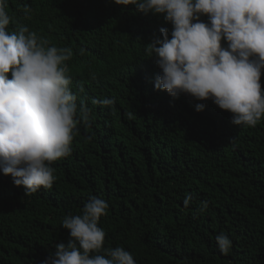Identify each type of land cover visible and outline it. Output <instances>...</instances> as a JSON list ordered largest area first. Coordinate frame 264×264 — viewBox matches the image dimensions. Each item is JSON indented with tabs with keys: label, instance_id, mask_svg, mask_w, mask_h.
I'll use <instances>...</instances> for the list:
<instances>
[{
	"label": "trees",
	"instance_id": "trees-1",
	"mask_svg": "<svg viewBox=\"0 0 264 264\" xmlns=\"http://www.w3.org/2000/svg\"><path fill=\"white\" fill-rule=\"evenodd\" d=\"M6 11L9 31L24 24L72 49L71 88L83 86L77 103L91 120L77 125L71 155L53 162L51 189L24 195L0 172V264H40L67 243L63 217L80 214L92 195L109 205L99 220L104 248L121 246L137 264H264V118L239 127L211 99L154 88L160 69L145 45L161 27L171 31L162 15L112 0H7ZM109 97L112 109L91 103ZM202 200L209 207L198 213ZM220 232L232 241L227 255L216 246Z\"/></svg>",
	"mask_w": 264,
	"mask_h": 264
},
{
	"label": "clouds",
	"instance_id": "clouds-1",
	"mask_svg": "<svg viewBox=\"0 0 264 264\" xmlns=\"http://www.w3.org/2000/svg\"><path fill=\"white\" fill-rule=\"evenodd\" d=\"M112 2L162 15L172 26L171 31L161 27V35L145 45L146 56H155L160 69L155 89L172 98L184 94L197 101L211 99L239 127H255L264 118V0ZM6 6L7 0H0V172L23 186L24 195H32L41 187L52 188V164L71 155L77 125L90 126L91 109L82 99L77 103L83 86L75 92L71 88L67 61L72 49L51 45L24 24L9 31L12 17ZM24 11L31 9L25 6ZM108 46L109 39L103 40L100 53ZM91 103L112 109L116 101L109 97ZM204 107L194 105L196 111ZM126 115L132 118L131 112ZM192 202L191 194L183 199L185 208ZM108 207L106 200L92 195L80 214L65 215L61 226L68 230L67 243H56L40 264H137L121 246L104 248L106 232L99 220ZM208 207L209 201L202 200L197 212ZM215 242L221 254H229L228 235L220 232Z\"/></svg>",
	"mask_w": 264,
	"mask_h": 264
},
{
	"label": "bare ground",
	"instance_id": "bare-ground-1",
	"mask_svg": "<svg viewBox=\"0 0 264 264\" xmlns=\"http://www.w3.org/2000/svg\"><path fill=\"white\" fill-rule=\"evenodd\" d=\"M89 9V8H88ZM144 143V142H143Z\"/></svg>",
	"mask_w": 264,
	"mask_h": 264
}]
</instances>
